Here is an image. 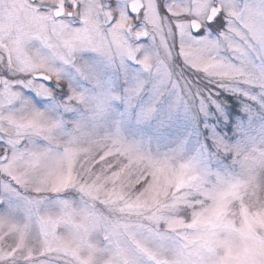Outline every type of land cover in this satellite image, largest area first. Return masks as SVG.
Segmentation results:
<instances>
[{
    "label": "snow or ice",
    "instance_id": "1",
    "mask_svg": "<svg viewBox=\"0 0 264 264\" xmlns=\"http://www.w3.org/2000/svg\"><path fill=\"white\" fill-rule=\"evenodd\" d=\"M0 264H264V0H0Z\"/></svg>",
    "mask_w": 264,
    "mask_h": 264
}]
</instances>
